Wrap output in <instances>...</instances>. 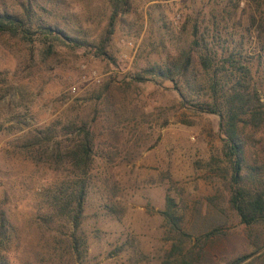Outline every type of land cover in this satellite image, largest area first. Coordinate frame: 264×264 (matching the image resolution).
I'll return each instance as SVG.
<instances>
[{"label":"rangeland","instance_id":"rangeland-1","mask_svg":"<svg viewBox=\"0 0 264 264\" xmlns=\"http://www.w3.org/2000/svg\"><path fill=\"white\" fill-rule=\"evenodd\" d=\"M65 2L40 20L73 28L80 45L46 54L40 43L0 36V264H179L176 248L189 255L198 244L194 264H229L253 253L264 227L247 228L229 205L219 117L183 106L169 81L134 79L173 63L192 40L194 19L230 0H129V13L105 42L107 55L97 48L106 38L109 0ZM259 90L264 101V86ZM62 116L64 123L94 121L82 255L65 247L71 223L48 221L41 202L52 180L70 172H53L18 149L30 132ZM244 135L261 161L264 127ZM167 198L176 203L178 232L163 215Z\"/></svg>","mask_w":264,"mask_h":264},{"label":"trees","instance_id":"trees-1","mask_svg":"<svg viewBox=\"0 0 264 264\" xmlns=\"http://www.w3.org/2000/svg\"><path fill=\"white\" fill-rule=\"evenodd\" d=\"M109 3L113 10L103 47L97 48L101 55H107L105 42L113 34L118 17L130 11L129 0ZM65 4V0L0 3V36L40 43L46 47V54L54 53L56 46H78L81 42L71 35L75 33L73 28L40 20L42 12H53ZM191 33L190 44L179 51L173 63L151 66L134 79L142 82L157 77L169 81L183 106L190 104L196 113L219 117L223 156L229 163V205L247 228L264 227V150L260 161L249 150L244 135L248 127L255 131L264 127V101L259 90L264 86V0H230V5L212 9L201 21L195 18ZM111 86L106 85L97 98H105ZM63 121L64 116L30 132L18 149L53 172H70L69 176L52 180L41 202L48 221L66 218L71 223L72 234L65 247L72 254L82 255L87 242L81 226L96 154V135L94 121L85 122L79 117ZM68 136L70 143L65 144L61 139ZM163 215L174 231L181 230L173 199L167 198ZM261 240L253 253L239 256L229 264H247L264 258V238ZM198 246L194 245L189 255L176 248L182 255L179 264L196 263L195 255L202 253L194 251Z\"/></svg>","mask_w":264,"mask_h":264},{"label":"built area","instance_id":"built-area-1","mask_svg":"<svg viewBox=\"0 0 264 264\" xmlns=\"http://www.w3.org/2000/svg\"><path fill=\"white\" fill-rule=\"evenodd\" d=\"M75 91H76V89L74 88V89H73V92H75Z\"/></svg>","mask_w":264,"mask_h":264}]
</instances>
